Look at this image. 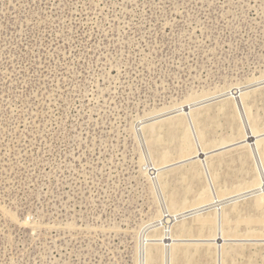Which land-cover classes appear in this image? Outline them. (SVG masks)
<instances>
[{"label":"rangeland","instance_id":"rangeland-1","mask_svg":"<svg viewBox=\"0 0 264 264\" xmlns=\"http://www.w3.org/2000/svg\"><path fill=\"white\" fill-rule=\"evenodd\" d=\"M237 88L264 130V0H0V264H141L164 231L207 238L183 233L182 217L160 221L169 195L184 200L183 175L203 167L166 168L162 192L148 132L177 162L166 113L206 98L194 111L204 139H231L242 127L224 94ZM245 151L210 157L232 220L255 213L250 199L230 205L254 176ZM245 223L231 238L262 234ZM195 243L181 264L212 261L216 246ZM238 243L226 242V264H264V244Z\"/></svg>","mask_w":264,"mask_h":264},{"label":"bare ground","instance_id":"bare-ground-1","mask_svg":"<svg viewBox=\"0 0 264 264\" xmlns=\"http://www.w3.org/2000/svg\"><path fill=\"white\" fill-rule=\"evenodd\" d=\"M258 85H260V83ZM224 95H226V97L229 95H232V97H233L232 103L234 104V108L237 111V115L232 114V117L234 118L235 121L239 120V122L241 123V127H242L237 131L236 135L240 136V140H242L241 142H243V143L240 142V144L242 146H245L247 151H248V149H249V151L252 149V153L255 155L254 156L255 157V163L257 165V168L259 169V174H258V178H257L256 182L252 183L251 185H249V183H248V185L246 186V187L250 188L248 191L237 192L238 194L237 193L236 194L239 196L237 199L252 197V199L256 200L255 202L257 204V208L264 210V130H260L257 127V120L254 117H252L251 112L249 111V108L246 107L245 102H244V97L246 94L243 91V89H238V92H234V93L229 91V92L225 93ZM204 100H196L194 102H191L190 104H185V105L183 104L180 107L174 108L173 110L168 111L166 113L167 114L166 119H168L167 124L169 127V135L172 138L180 140L181 144H183V149H181V150H183L182 151L183 157L180 158V156H179L180 160H178L177 162L170 163L169 150L166 146H164V143L162 141L163 139H161L160 134L158 132V129L155 127V125H150L149 132H148L149 133L148 136L150 137V139H147V141L152 140V143L154 145H157V144L159 145V146L157 145L155 147V149H156V152L158 155L157 160L162 161V163L156 164L155 161H153L152 163L154 165V170H155L154 174H156L157 181L159 182L161 190L163 189L162 183H161V177H162L161 174L166 168L168 169L170 167L171 168L172 167H179L183 164L186 165V163H193V162L196 163V161H200L201 164L203 165V169H204L205 174L207 175V179L209 181V190H206L202 193L200 192L198 195V198L196 199V201H194V204H192V205L190 202H187V200H186V196L188 195V193H191V191H192L191 186H189V187L187 186L185 188L186 189L185 191H187V192H185L186 195L184 197L185 199L183 202L181 201L182 199L177 197L175 194L169 195L168 203H167L168 215L167 216L163 215V217H162V219H160V221L161 222H169L171 220V223H172L174 220H178L179 218L182 217L180 219L178 226L183 231V233L188 234L191 231H196V230L202 231L203 228H208L209 231H211V234H209V237L207 236V238L189 239V238H185L186 237L185 235H181L182 232L180 235H177L175 237V235L172 232L168 233V232L164 231L163 237H154V238L151 237V239H149L150 242L146 246H144L142 254H141V264H161L162 259H164V264H176V261L178 259L177 257H179L177 254H179V252L185 253L183 251H185L186 248H190V246H192V245L198 246L199 243H195L197 240H202V241L206 240V241H204L205 244H209V245L213 244L214 245V243H210L209 241H207L208 238L214 236L216 231L220 232L222 230L224 232L223 226L225 224L224 223L225 222L224 215L226 213L225 212L226 208H224V205H223V206H221V210H219V208H220L219 206L223 204L222 198H223L224 192L220 193L216 189V182H215L216 177L213 175L212 170L210 169V163L207 160L208 157H210V156H207L208 153L206 152L208 149L214 148L216 146V144L208 147V146H205V144L202 142L204 139V128H205L204 126H206V125L201 120V116L199 114H197V113L194 114V111L196 108L204 105V103H205ZM230 102L228 103L227 106L233 105V104L230 105ZM247 106H249V105H247ZM219 108H220V106H219ZM174 114L175 115H181L182 114L183 117H181V116L175 117ZM204 115L206 116V114H204ZM202 118L204 119L205 117H202ZM163 127H164V125H163ZM144 131H145V129H144ZM142 133L144 135L143 130H142ZM149 137H147V138H149ZM247 137L254 138L253 142L250 139L251 143H247V141L249 140ZM224 141H225V139H224ZM234 141H235V139H233V138L226 139L225 143L226 144L227 143L229 144L232 142L234 143ZM173 144H172V146H173ZM206 145H208V144H206ZM244 156H246V155H242V160H243V163H246L245 160H246L247 156L246 157H244ZM211 158H212V156H211ZM209 170H211V174H210ZM197 171H198V169H196V167L193 168L192 170H190L189 171V178L193 179L196 177H200L199 176L200 172H198L199 175H197L196 174ZM164 175H166V174H164ZM217 176H218V174H217ZM183 180H185L184 181L185 184L191 185L189 183L188 177L183 176ZM217 180L218 179H216V181ZM168 183H166V184H168ZM165 187H167V186H165ZM162 192H164V191L162 190ZM163 195H165V193H163ZM213 203H216V204L213 205ZM235 211H236V209H235ZM187 215H190V217H192L191 219L193 220V224H191V223L188 225L186 224L185 221L187 220V217H186ZM216 215H217V218H215ZM260 219H263V218H260ZM240 221H238V222H240ZM243 221H245V222L248 221V223L250 221L251 223H253L251 220H243ZM161 222H158L157 226H159L161 224ZM193 227H196V228H194L196 230H193L192 229ZM248 238L250 239L251 237H247L246 239H248ZM252 238L254 239L253 241H255L256 237H252ZM253 241H251V242H253ZM257 242H259V241H257Z\"/></svg>","mask_w":264,"mask_h":264},{"label":"crops","instance_id":"crops-1","mask_svg":"<svg viewBox=\"0 0 264 264\" xmlns=\"http://www.w3.org/2000/svg\"><path fill=\"white\" fill-rule=\"evenodd\" d=\"M232 116V115H231ZM233 139H235V141H234V143L232 142V143H225L226 142V139H225V141H224V139H221L219 142H217L216 143V146L214 147V148H211V149H208L206 152L208 153L207 154V156H213V155H216V154H219V153H222V152H224V151H227V150H233V149H236L237 147H244V146H242L241 144H240V142L242 141V140H240V136H237V135H235V137H232ZM249 140L247 141V143H251L250 142V139L252 140V142H253V139L254 138H250V137H247ZM205 141H206V144H208V145H210V146H213V145H211L210 144V141H208V140H206V139H204ZM246 142V141H245ZM241 143H243V142H241ZM220 144V145H219ZM226 145V146H225ZM218 148V149H217ZM247 152V153H246ZM246 153V154H245ZM245 153L243 154V155H246L247 156V158H246V163H247V161H248V158H250V157H252V159L254 160V163H255V155L252 153V149L249 151V149H248V151H247V149H246V151H245ZM246 156H244V157H246ZM210 157H208V162L210 163ZM244 159V158H243ZM201 164V163H200ZM201 166L203 167V165L201 164ZM169 167V166H168ZM196 169H198V167L196 168ZM254 176H253V179L251 180V184L252 183H254V182H256V180H257V178H258V174H259V169L257 168V165H256V163L254 164ZM198 172H200V175H199V173ZM209 172H210V174H211V170H209ZM188 174L187 175H183V176H186V177H188V180H189V183L190 184H192V182L196 179V178H199L200 179V177L201 176H203V175H205V177H206V179H205V182H204V184L202 185V191H198V192H195V193H192V191H191V193H188V195L186 196V200H187V202H190L191 203V205L192 204H194V201H196V199L198 198V195H199V193L201 192H204V191H206V190H209V181H208V179H207V175L205 174V171H204V169L203 168H201V171H199V169H198V171H197V175H199L200 177H196V178H193V179H191V178H189V172H187ZM249 183V182H248ZM248 183H246V184H248ZM251 184H249V185H251ZM189 187V186H191V185H189V184H186V186H185V188L186 187ZM250 187V186H249ZM244 188H246V187H244ZM244 188H242L243 190H238L237 192H239V191H248L250 188H246V189H244ZM216 189H217V191H219L220 193H222V192H226L224 189H220V188H217L216 187ZM186 190V189H185ZM185 192H187V191H185ZM236 192V193H237ZM235 193V197H233L232 199H231V201H230V205L231 206H235L236 204H238V202H240V201H242V200H247V199H250L251 201H252V206L254 207V209H255V213H253V214H251L249 217H243V216H238L237 218H236V220H232V219H230L229 217H228V210H227V207H225L226 208V213H225V215H224V219H225V224H224V226H223V230H224V232L221 230L220 232H215V234H214V236H212V237H210V238H208V240L207 241H209L210 243H214V246H216V249H217V251L216 252H211V254H212V261H210V262H207L206 264H226V254H227V247H226V242H228V241H236V242H239V243H243V242H251V241H253L254 239L252 238V237H256L255 238V241H253L254 242V244H264V210H262V209H258L257 208V204H256V200L255 199H252V197H249V198H240V199H237L239 196L237 195ZM175 195H176V193H175ZM177 197H178V195H176ZM185 199V198H184ZM182 202L184 201V200H181ZM222 202L224 203V202H226V201H223L222 200ZM217 203V202H216ZM216 203H213V205H215ZM210 206V205H209ZM225 206V205H224ZM178 208V207H177ZM215 218H217V215H216V217ZM222 218V217H221ZM260 218H263V219H260ZM243 221V220H251L254 224H259V225H261V227L263 228V230H262V234H260V235H249V237H251L249 240L248 239H246L247 237H241V238H238L237 239V237H235V238H231V236H233L232 234H234L235 233V227L237 226V224H238V221ZM240 221V222H241ZM259 221V222H258ZM263 221V222H262ZM245 222V221H244ZM246 223H248V221L246 222ZM253 223H251L250 221H249V223L248 224H253ZM209 234H211V231H209ZM209 234H208V237H209ZM224 234V235H223ZM261 238V239H260ZM263 238V239H262ZM244 239V240H243ZM203 241H206V240H203ZM218 241V242H217ZM241 241V242H240ZM257 241H259V242H257ZM262 241V242H261ZM261 242V243H260ZM239 243H238V245H239ZM208 246H212V245H209V244H207ZM208 249V248H207ZM183 252H185V253H180L179 252V254H177L179 257H177L178 259H177V261H176V264H181V263H183L184 261H185V258H187L190 262H191V258H190V248H186L185 249V251H183ZM222 253V254H221ZM219 254V255H218ZM220 257V258H219ZM219 259V260H218ZM222 262V263H221Z\"/></svg>","mask_w":264,"mask_h":264}]
</instances>
